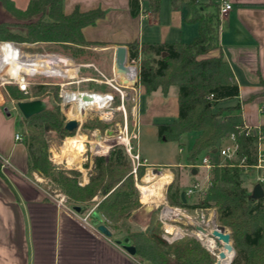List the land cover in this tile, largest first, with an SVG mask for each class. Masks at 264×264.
<instances>
[{"label": "trees", "instance_id": "trees-1", "mask_svg": "<svg viewBox=\"0 0 264 264\" xmlns=\"http://www.w3.org/2000/svg\"><path fill=\"white\" fill-rule=\"evenodd\" d=\"M63 1L29 0L26 7L20 10L13 0H0L5 12L13 20L23 23L21 26L24 28L23 32H19L13 29L16 23H0V42H13L17 47L19 44L43 45V49L29 55L56 53L73 61L90 59L92 53L88 48L105 45L85 41L82 31L87 26H93L104 13L100 9L86 12L74 9L70 14H64ZM161 1L128 0L129 13L132 18L138 17L144 4V12L155 18L160 12ZM202 1L170 0L172 10L182 12L187 23L197 24V36L191 42L133 43L128 45V56L131 59L141 58L138 84L145 95L159 90L166 96L169 88L177 89L176 119L155 124L159 141L182 144L184 135H192L187 160L196 162L203 155L214 153L233 137L238 145L239 158H245L243 167H239L236 161L217 159L211 171V186L193 204L188 199L185 204L182 203L180 193L184 189H179L172 181L166 194L169 204L189 211L214 209L217 222L228 229L234 249L229 264H264V197L252 198V182L248 184L253 176L250 166L255 162L257 139L245 134L240 103L224 105L238 98V84L229 64L221 56L205 57L214 49L213 43L216 45L217 42L219 13L216 3L206 5L211 8L210 11H202ZM33 90L35 99L45 102L46 110L22 122L27 128L22 140L27 150L30 173L50 178L65 195L67 203L82 212L91 208V202L96 197L98 203L93 212L105 221L108 229L115 234H123V238L134 248L135 258L141 263H215V256L192 237L185 236L168 244L161 237L154 217H151L146 231L131 227L133 223L128 222L140 204L133 167L121 146L112 147L107 156L93 158L95 175L90 176L86 184L78 182L80 173L76 170H56L46 155L44 129L49 126L65 136H71L75 131L64 129L65 117L53 104L58 98L57 86L50 89L39 85ZM5 91L15 100L23 99L18 96L22 93L13 85L5 87ZM63 113L68 115V107H64ZM98 126L95 120H86L82 124L87 129ZM260 133L264 144V126L260 127ZM140 163L136 168V180L142 176L141 158ZM189 170L193 176V169Z\"/></svg>", "mask_w": 264, "mask_h": 264}, {"label": "crops", "instance_id": "crops-1", "mask_svg": "<svg viewBox=\"0 0 264 264\" xmlns=\"http://www.w3.org/2000/svg\"><path fill=\"white\" fill-rule=\"evenodd\" d=\"M28 1L13 0V3L23 10ZM218 1L214 0L216 4ZM225 1L231 4L232 9L219 17L216 48L205 57L221 56L229 64L238 84L239 96L227 101V104L233 106L239 102L244 125L260 129L264 126V0ZM0 8L5 11L2 6ZM74 9L80 12L94 9L103 11V17L82 32L85 41L105 45L100 50L109 51L112 64L117 46L128 48L133 43L175 41L189 43L198 33L197 24L187 23L182 12L172 10L170 5L165 7L162 1L155 18L149 12H144V4L141 14L132 18L128 0L63 1L64 14H70ZM3 22L10 23L5 18L0 19V23ZM186 39L191 40L185 42ZM11 48L13 51L7 54L13 60L14 67L8 64L12 72L10 76H17L21 72L53 75L56 69L62 73L69 71H65L70 66L67 59L24 56L16 47ZM4 53L0 51L1 56ZM37 59L44 63L45 68L40 71L32 67ZM25 66L29 71L23 69ZM72 66H75L73 62ZM2 69H5L4 65ZM171 88L166 96L159 90L145 95L143 90L142 96L147 97L148 104L145 106L146 113L140 114V118L149 116L150 121L161 118L162 115H155L154 111L162 106L171 109V118L176 119L177 92L173 91L169 98ZM4 108L0 105V161H7V166L0 168V264H144L126 252V247L131 245L125 238H117L112 232L110 236H105L98 231L103 221L99 216L95 217L97 213L92 211L87 221L83 222L89 211H75L78 207L68 203L59 205L46 193L38 183L37 174L28 170L23 138L20 141L14 139L15 134L19 133L16 115L4 112ZM7 109L9 113L14 111L9 107ZM156 123L162 122H153L154 126ZM141 160L142 165L148 167L145 160ZM94 200L96 205L98 199L95 197ZM140 209L134 211L131 218L136 226L140 224V218L136 217Z\"/></svg>", "mask_w": 264, "mask_h": 264}, {"label": "rangeland", "instance_id": "rangeland-1", "mask_svg": "<svg viewBox=\"0 0 264 264\" xmlns=\"http://www.w3.org/2000/svg\"><path fill=\"white\" fill-rule=\"evenodd\" d=\"M163 5L165 7H169L170 3L169 0H162ZM215 3L214 0H203L201 3V10L207 11L208 8L206 7L207 4L211 5ZM19 5V4H18ZM17 6V5H16ZM21 7L20 5L18 6ZM209 11V10H208ZM5 18L10 23H16L15 27L13 28L16 31L23 32L24 28L21 26L23 23L17 22L16 20H13L5 11H3L0 8V19ZM191 39H186L185 42H189ZM6 47L11 48L10 44H4ZM19 48H24L26 51L21 52L22 55L25 54H32L33 51L38 49H43V45H32V44H19ZM17 47V49H18ZM214 49L216 48V45L213 43ZM212 47V49H213ZM102 47H90L88 50L92 53V57L90 59L84 58L81 61H74L76 63H91L94 64L97 69H99L107 78L112 77V57L108 50H100ZM19 50V49H18ZM87 57V56H86ZM141 59V58H140ZM70 61V59H67ZM87 60V61H84ZM141 61V60H140ZM139 61V63H140ZM15 63V61H14ZM70 66L65 69L69 70L65 73L70 74L73 76L72 78L76 79V81H80V74L79 69L77 66H72V61H70ZM139 65V64H138ZM26 67V66H25ZM26 69L29 71V69ZM118 75L120 76L121 71L117 69ZM92 75H95L93 72H89ZM59 74V73H55ZM9 75H12L10 72H7L6 69L3 70L2 75H0V105L6 108L13 109L17 118V125L16 129L19 132L20 136L22 138H25L27 133V128L25 125H22V122L24 120L23 116L19 113L16 103L18 101H30L35 100L36 93L33 90V87L39 86V85H45L48 86L50 89L55 88L57 85L56 83L61 82L60 79L56 78H49L45 76H35V77H28L29 87H28V93L27 94H18L19 97L23 98L21 100H15L12 97L8 96V94L5 91V87L12 86L7 83L9 81L10 77ZM95 88H98L100 91L104 92H112V90L107 87L106 85H99ZM177 92V89L172 87L171 91L168 95V97H172L173 91ZM129 94L132 98L135 100L136 108L133 109L134 102L129 101L128 103H125V118H126V133L128 138L130 139V145L136 150L138 154H140L141 158L145 160V164L148 167H141L142 176L139 180H136V174L134 176V183L135 188L137 192V200L140 204V211L139 214H137V218H140V224L136 226H131L133 229L135 227H138L141 231H146V226L148 227L151 223V217L156 218L157 224L160 228L159 233L161 234V237L163 235L162 230V220H161V213L163 211V208L165 207V202L171 206L166 198L167 194V187L168 184L163 189V195L164 199L162 202L154 201L151 203H143L141 201L140 193L138 190L137 185L142 183V178L146 173L147 169H161V172L169 171L172 174V181H175V186L179 187V189H185L190 184L193 183L195 180L202 181L203 174L201 172H198V174L191 176L190 174V165L195 164L194 162H189L187 160V156L192 144V135H184L182 138V144H179L177 142H164L159 141L157 139L156 135V128L153 124V122H170L172 120L171 118V109L164 108L162 106L156 107V111H154L155 115L156 113L161 114L162 117L159 119H154L153 121H150V117L144 119L140 118V114L144 115L146 113L145 106L148 104V99L146 96H142L143 94V88H136V91L134 92L131 89H127ZM20 93V91H19ZM115 102L113 104L114 107H117L120 105L119 96L115 94ZM80 100L75 99L72 101L68 106V117H70V107L72 106H79ZM60 101L59 98L55 99L54 105H57L60 115H64L62 109L59 105ZM75 103V104H74ZM224 105H228L227 102ZM122 108H117V111H114L111 115L109 120H101L98 119L97 116H93V118H89L88 120H95V122L99 123V126L97 128L93 129H87L83 128L82 126L77 129L71 136H65L57 131L55 129L47 126L44 129V134L46 137V155L48 158V161L55 167L56 170H76L80 173V176L78 177V182L80 184H86L89 181L90 176L95 175V171L93 169V158L97 157L99 155H96L94 153V142H96V135L101 136V139L104 140H114L118 137L124 136V129H123V123H124V114L121 112ZM139 115V118H138ZM154 115V116H155ZM65 117V116H64ZM143 117V116H142ZM75 119V118H74ZM137 125V127H136ZM133 134H137L136 139L130 138ZM94 135V136H93ZM83 136V150L81 151L80 155L78 156V162L75 165L68 164L66 160L60 159L59 162L56 161L52 157L53 151L60 154L61 148L64 145V142L68 138L72 137H78ZM68 137V138H66ZM115 142V141H114ZM123 142V140H122ZM181 151L179 152V150ZM60 158V157H59ZM222 160V159H220ZM223 162V161H220ZM38 177V183L39 185L46 191V193L52 197L53 199H58L61 197L64 198V204H67L65 195L59 190L58 186L50 181V178L48 177H42L37 175ZM171 181V182H172ZM248 181V180H247ZM170 182V183H171ZM253 182V177L249 179V183ZM249 188V185H248ZM199 198V195H194L191 199H189V203L193 204L196 203ZM91 208H87L85 211L88 212L93 207H95L96 201L92 200ZM174 207V206H171ZM179 208V207H177ZM84 211V212H85ZM214 209L209 210H203L200 211V209L189 211L188 209H184V213L187 214L190 218L188 219H180L178 220L179 223L186 229L188 232H191L194 225H196V222H202L204 223L206 229L209 231L212 229L211 220H214L212 222L216 223L217 226L223 227L220 223L216 220V215L213 217ZM103 221V220H102ZM91 223H94L93 220H91ZM129 224L132 223V219L129 220ZM102 225L108 229L106 226L105 221L102 222ZM224 230L229 234V231L227 228L223 227ZM110 232H113L112 230L108 229ZM114 233V232H113ZM114 235L117 238L123 239V234L114 233ZM188 237H192L196 239L195 237L191 235H185ZM210 236V235H209ZM208 236V237H209ZM214 239V238H213ZM201 243V245L211 252L215 256V261L217 259L216 253L221 250L222 244L221 242L217 241L216 239L213 240V246L211 249H208L203 241H200L196 239ZM169 244V243H168ZM149 264V263H144Z\"/></svg>", "mask_w": 264, "mask_h": 264}, {"label": "built area", "instance_id": "built-area-1", "mask_svg": "<svg viewBox=\"0 0 264 264\" xmlns=\"http://www.w3.org/2000/svg\"><path fill=\"white\" fill-rule=\"evenodd\" d=\"M232 9V6L229 2L225 0L218 1V13L219 17L226 15L230 10ZM1 44H11L12 47L17 46L13 42H0ZM18 50V49H17ZM19 52V50H18ZM22 55V54H21ZM24 56H35L40 58H62V59H69L65 57H61L56 53H44V54H35V55H28L25 54ZM115 59V58H114ZM74 63L75 66L79 69V74L81 76L80 81H76V79L72 77H68L66 73L61 74H53V75H43L39 73L35 74H26V73H19L17 76H10L9 81H7L8 84L15 86L22 94L28 93V77H35V76H45L49 78H56L60 79L61 82L56 83L58 87V98H59V105L60 108L64 109V107H68L69 104L74 101L75 99H79L81 101V106L78 108V112H80V109L82 110V116L73 119L71 117H68V115L64 114L65 116V123L69 120H75L78 124V129L82 126V124L88 120L89 118H93V116H97L98 119L101 120H109L111 115L114 111H117V108H122V113L124 114V123H123V133L124 136L118 137L119 141L122 139H125L127 143L121 144V143H114L107 151L106 154L99 155V156H107L109 150L114 146H121L127 156L129 157L131 164H132V173L133 175L136 174V168L141 165L140 163V157L139 154L136 152V150L130 145V139L127 136L126 133V118H125V103H128L129 101L134 102L133 109L136 108L135 100L131 97L127 89H131L134 92L136 91V88H140L138 84V64L140 61V56L137 58H129L128 52L125 59V70L129 72L130 76V84L129 85H121L115 81V71L117 68L115 67L114 61L112 66V77L107 78L94 64L89 63H76L73 60L70 59ZM4 69L0 70V75H2ZM93 72L95 75L90 74L89 72ZM106 85L109 87L112 92L110 91H100L98 88H95L99 85ZM115 94L119 96L120 105L117 107H114L113 104L115 102ZM137 127V125H136ZM245 134L247 136L252 135L256 137V156H255V162L250 166V169L253 171L254 181L252 183V186L250 188V195L252 194V191L256 185H259L261 188L264 186V144H262V135L260 133L259 128H250L244 125ZM94 136V135H93ZM101 138V136H100ZM130 138L136 139L137 134H133ZM14 139L16 141L21 140V136L19 133H16L14 136ZM115 140V139H114ZM181 151V150H180ZM221 157L222 159H226L229 161H236L238 162L239 167L245 166V158H239L238 154V145L234 141L233 137H230L228 142L221 146L218 150H216L212 154H206L200 157L195 164L190 165V169H196L198 172H201L203 174L202 181L195 180L192 184H190L188 187H186L183 191L185 193V199H191L194 195H201L206 192V190L211 186V171L216 165V160L214 158ZM7 166V161L1 160L0 161V168H5ZM197 172V174H198ZM262 191H264V188H262ZM182 192V191H181ZM57 202L59 205L64 204V198L60 196V198L57 199ZM165 208H168L171 210H177L178 212L172 211L171 215L165 216L163 215V211ZM94 209V208H93ZM91 209L83 218V222H86L87 219L90 217L91 212L93 211ZM197 210V209H195ZM163 211L161 213V220H162V230L163 235L162 238L169 244H172L173 242L182 239L185 237V235H191L195 237L196 239L203 241L205 246L208 249H211V245L207 242L208 239L214 240L212 237L207 235H203L202 233L195 230V226H200L206 231H208L202 222H196V225H194L191 232H188L180 223L178 220L180 219H188L190 218L187 214L184 213V209L177 208V207H171L165 202V207L163 208ZM200 211H203L200 209ZM213 217L216 215V211H212ZM214 220H211V223ZM168 226H171V229H168ZM214 228V227H213ZM210 231V230H209ZM208 231V232H209ZM209 236V237H208Z\"/></svg>", "mask_w": 264, "mask_h": 264}, {"label": "bare ground", "instance_id": "bare-ground-1", "mask_svg": "<svg viewBox=\"0 0 264 264\" xmlns=\"http://www.w3.org/2000/svg\"><path fill=\"white\" fill-rule=\"evenodd\" d=\"M0 51L5 52L3 54L4 56L0 55V70H2V67L4 65L7 72L12 73L9 70L8 64L11 65V67H13V62H12L13 60L11 58H8L7 54L13 50L6 47L4 44H1L0 45ZM16 62H17V60H16ZM43 64L44 63H42L41 59H37L36 62L32 65V67H34L35 70L40 71L44 67ZM47 66H48V64H47ZM55 72L60 73V74L62 73L58 69H56ZM129 75H130L129 72L125 70V71H121L120 76H119L118 72L116 70L115 71V81L121 85H124V86L129 85L131 82ZM79 104H81V101L79 102ZM80 106L81 105L70 107L69 112H70L71 118L77 119V118L82 116V114H83L82 110L80 109V112H78V108ZM96 139L97 140H96V142H94V148H93L95 150L94 153L96 155L106 154L108 149L114 143H118V142L121 144L127 143V141L125 139H122L123 142H122V140L119 141L118 139L104 140V139H101L99 137V135H96ZM83 141H84L83 136L72 137V138L66 139L64 142V145L61 148L60 154L53 151L52 157L54 159H56L57 162H59L60 159H63V160H66L68 164L75 165L78 162V159H77L78 156L80 155L81 151L83 150V147H84ZM171 181H172V174L169 171L158 173V171L156 169H147L145 175L142 178V183L137 185L139 193H140L141 201L143 203H151L154 201L162 202L163 200H165L164 195H163V189ZM172 211L178 212L177 210H171L170 211L168 208H165L163 211V215H165V216L171 215ZM212 223H213L212 228L218 227L216 225V223H214V222H212ZM168 229H171V226H168ZM207 242L211 245V247L213 246V240L208 239ZM220 251H222V247H221V250H219L218 252H220ZM218 252L216 253V255L218 254ZM231 257H232L231 253L230 254L226 253V257L224 260L221 261V264H228Z\"/></svg>", "mask_w": 264, "mask_h": 264}, {"label": "water", "instance_id": "water-1", "mask_svg": "<svg viewBox=\"0 0 264 264\" xmlns=\"http://www.w3.org/2000/svg\"><path fill=\"white\" fill-rule=\"evenodd\" d=\"M127 52H128V48L125 46L115 47L114 64H115V67L120 71H125L124 63H125ZM16 107L24 119H28L34 115H38V114H40L46 110L45 102L42 100H39V99L30 100V101H18L16 103ZM4 112H6L12 116H15V112L9 113L7 108H4ZM64 129L67 132L76 131L78 129V124L75 120H69L65 123ZM156 170L158 171V173L161 172L160 168H158ZM192 174L193 175L196 174V169L192 170ZM251 197L254 199H259V198L264 197V191H262V188L259 185H256L254 187L252 194H251ZM180 198H181L182 203L185 204L186 199H185L184 191H182L180 193ZM75 211H79V208H75ZM95 217L99 218L97 214H95ZM194 228L196 231L202 233L203 235L209 234L210 237L221 242L222 251L218 252V254L216 255L217 259H216L214 264H221V261L224 260L226 257V253L232 254V257H231L229 263L231 262V260L234 256V249H233L231 242H230V236L224 230L223 227L218 226L217 228H212L209 232L200 226H195ZM98 231L105 236H110V231L106 227H104L103 225H100L98 227ZM125 250L129 255L135 254V250L132 246L126 247Z\"/></svg>", "mask_w": 264, "mask_h": 264}]
</instances>
